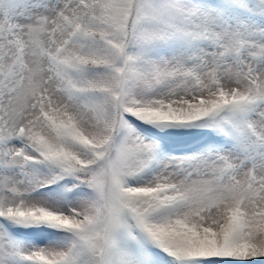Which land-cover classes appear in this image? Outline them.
I'll list each match as a JSON object with an SVG mask.
<instances>
[{
  "label": "snow or ice",
  "instance_id": "6c2138e0",
  "mask_svg": "<svg viewBox=\"0 0 264 264\" xmlns=\"http://www.w3.org/2000/svg\"><path fill=\"white\" fill-rule=\"evenodd\" d=\"M0 264H264V0H0Z\"/></svg>",
  "mask_w": 264,
  "mask_h": 264
}]
</instances>
